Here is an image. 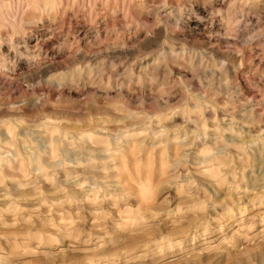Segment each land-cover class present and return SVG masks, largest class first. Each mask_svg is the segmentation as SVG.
<instances>
[{
	"label": "clouds",
	"instance_id": "obj_1",
	"mask_svg": "<svg viewBox=\"0 0 264 264\" xmlns=\"http://www.w3.org/2000/svg\"><path fill=\"white\" fill-rule=\"evenodd\" d=\"M0 264H264V0H0Z\"/></svg>",
	"mask_w": 264,
	"mask_h": 264
}]
</instances>
